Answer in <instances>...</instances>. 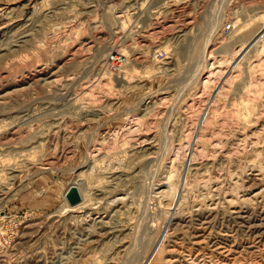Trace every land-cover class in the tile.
Returning a JSON list of instances; mask_svg holds the SVG:
<instances>
[{
  "label": "rangeland",
  "instance_id": "1",
  "mask_svg": "<svg viewBox=\"0 0 264 264\" xmlns=\"http://www.w3.org/2000/svg\"><path fill=\"white\" fill-rule=\"evenodd\" d=\"M0 264H264V0H0Z\"/></svg>",
  "mask_w": 264,
  "mask_h": 264
},
{
  "label": "water",
  "instance_id": "2",
  "mask_svg": "<svg viewBox=\"0 0 264 264\" xmlns=\"http://www.w3.org/2000/svg\"><path fill=\"white\" fill-rule=\"evenodd\" d=\"M64 200L68 206H74L79 202V195L74 186H68L64 193Z\"/></svg>",
  "mask_w": 264,
  "mask_h": 264
},
{
  "label": "bare ground",
  "instance_id": "3",
  "mask_svg": "<svg viewBox=\"0 0 264 264\" xmlns=\"http://www.w3.org/2000/svg\"><path fill=\"white\" fill-rule=\"evenodd\" d=\"M229 28H230V26H229ZM261 34H262V33H259L256 37H258V36L261 35ZM256 37H255V38H256ZM255 38H254V39H255ZM258 38H259V37H258ZM254 39H253V40H254ZM250 43H251V42H250ZM249 45H250V44H249ZM249 45H248V46H249ZM248 46H247V47H248ZM247 47H246V48H247ZM246 48H245V49H246ZM115 60H116V59H115ZM116 61H117V62H113V65H114V66H118V65H119L118 60H116Z\"/></svg>",
  "mask_w": 264,
  "mask_h": 264
},
{
  "label": "built area",
  "instance_id": "4",
  "mask_svg": "<svg viewBox=\"0 0 264 264\" xmlns=\"http://www.w3.org/2000/svg\"><path fill=\"white\" fill-rule=\"evenodd\" d=\"M226 28V27H225ZM226 31H228L229 30V26L227 25V28L225 29Z\"/></svg>",
  "mask_w": 264,
  "mask_h": 264
}]
</instances>
